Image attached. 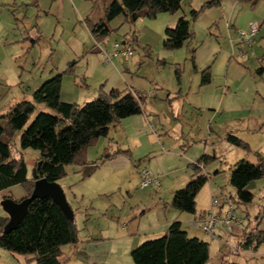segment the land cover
<instances>
[{
    "label": "rangeland",
    "instance_id": "374dc122",
    "mask_svg": "<svg viewBox=\"0 0 264 264\" xmlns=\"http://www.w3.org/2000/svg\"><path fill=\"white\" fill-rule=\"evenodd\" d=\"M206 1L186 0L178 12L168 13L175 14V18L190 19L194 34L188 41L184 60L177 63L176 57L182 54L179 49H164V32L150 24L154 18H142L131 24L122 14L109 23L112 33L102 41L97 40L84 19L90 15L95 19L102 17L105 0H0V8L5 9L0 23V115H6L17 102H33V95L41 86L37 88L32 78L48 61L65 70L76 60L74 71L63 76V101L82 105L95 99L103 84L107 92L113 87L135 88L145 96L143 108L147 117L151 120L156 114L160 117L159 128L164 126L168 133L164 150L157 143L151 157L141 159L144 168L155 173L161 183V191L157 186L147 188L153 192L154 199L167 197L171 204V184L175 183V189L184 188L194 175L190 164L208 154L216 159L203 170L209 180L197 196V208L206 210L213 197L225 202L232 195L236 215L245 218V222L249 219L255 225L262 223L264 229V177L248 185L255 194L248 204L238 201L236 189L230 183L240 160L258 162L259 153L264 157V94H257V91L264 92V70H261L264 68V1L252 7L240 0H219L221 5L206 9L193 20L191 11L200 9ZM236 3L242 9L235 11ZM233 12H236L235 27L230 22ZM252 13L261 15L262 19L251 22L262 25L257 43L250 47L239 39L238 31L247 28H241L238 22L244 24ZM3 30L9 32L5 37ZM126 40L134 49L126 61L116 59L106 64L100 51L92 52L95 45L99 50L113 51L115 42ZM193 50L200 69L212 66L214 84L200 86L201 73L193 68ZM229 54L232 58L229 78L236 80L232 86L223 77L227 73L224 65ZM30 87L35 88L30 90ZM41 111L55 114L45 104H38L31 119ZM143 120L146 122L144 116ZM229 134L241 138L249 148L229 142ZM21 135L20 131L14 137L12 153L17 157L18 150L24 152L26 161H30L28 175L31 177L40 153L34 149L22 150ZM120 136L124 137L122 133ZM105 140L102 137L87 147L85 158L97 160L105 147L108 153L109 143ZM77 166H68L67 175L58 181L63 189L76 175ZM3 196L0 193V215L6 216L1 204ZM99 223L97 219L95 224ZM240 230L236 228L229 235L217 226L215 232L221 236L220 240L202 235L210 243L211 258L207 264H264V243L258 250L239 249L235 234ZM21 256L0 248V264H26Z\"/></svg>",
    "mask_w": 264,
    "mask_h": 264
},
{
    "label": "trees",
    "instance_id": "16d2710c",
    "mask_svg": "<svg viewBox=\"0 0 264 264\" xmlns=\"http://www.w3.org/2000/svg\"><path fill=\"white\" fill-rule=\"evenodd\" d=\"M184 1L186 0H107L103 7V18L99 22L89 20L90 30L97 40L102 41L112 33L109 23L122 14L127 22L134 24L142 18H156L160 13H176ZM240 1L256 7L264 0ZM219 5V0L206 1L200 9L191 11L192 19L196 20L206 9ZM193 35L190 19L183 16L174 28L166 30L163 47L167 51L178 50L192 40ZM194 54L195 50L192 62L193 68L197 70ZM76 64V60L71 61L65 71L45 81L35 91L33 102H18L6 115H0V192L14 185H22L26 191L25 197L21 199L23 200L31 195L36 180L47 178L51 182H58L67 175L68 166L88 165L85 149L94 141L106 137L110 126L143 112L145 96L141 91L113 88L107 92L104 84L98 96L83 105L63 101V76L65 73H72ZM177 72L180 75V69ZM211 82L210 65L202 71L201 86ZM38 104H45L55 114L41 111L31 119ZM20 131L21 149H34L40 153L31 177L28 175L24 152L18 150L17 157L12 153V141ZM227 138L234 145L249 148L238 136L229 134ZM258 156L256 163L240 160L231 174L230 183L236 189L239 202L251 203L254 194L247 190V186L251 181L264 177V157L260 153ZM214 159L215 156L204 154L190 164L194 175L184 188L175 192L172 207L180 212H196L197 196L209 180V175L203 173V170ZM96 167L98 164L95 162V166L85 169L83 177L88 176ZM231 197L234 200L232 195ZM8 221V215H0V248L31 256L37 264H62V247L79 241L75 222L69 220L50 198L35 199L17 228L5 233ZM259 225L260 223L258 227L250 228L248 224L243 228L242 234L238 236L239 249L258 250L264 243V230ZM210 258V243L190 236L178 219L169 225L164 235L144 241L132 252L134 264H207Z\"/></svg>",
    "mask_w": 264,
    "mask_h": 264
},
{
    "label": "crops",
    "instance_id": "0c3cea01",
    "mask_svg": "<svg viewBox=\"0 0 264 264\" xmlns=\"http://www.w3.org/2000/svg\"><path fill=\"white\" fill-rule=\"evenodd\" d=\"M106 1L107 0H105V3ZM234 8L236 11L240 8L242 9V6L240 3H236ZM4 13L5 9L0 8V23L1 20H3ZM252 14L253 16L251 19L244 24L238 22V26L241 28H248L252 20L262 19L261 15L257 13ZM174 15L169 16L168 13L158 14L156 18H154L155 21L150 22V24L157 30L163 31L165 34L166 30L168 28H174L181 18H175ZM235 16L236 12L230 15V22H233L234 25L232 26L234 27L236 26L234 23ZM102 18L103 16L95 19L90 15L84 20L89 26V20L92 22H99ZM173 24H175V26ZM8 33V30H3L2 36L5 37L4 35H8ZM96 46L97 45L93 47L92 52L98 54L100 50L98 47L95 48ZM187 47L188 41L178 50L182 56L176 57L177 63L184 60L183 58L186 56ZM116 59H121L122 61L127 60L121 57L115 58L114 60ZM231 63L232 58H230L229 54L227 55L224 65L227 73L223 77H225L226 82L232 86V84L236 83V80L229 78ZM205 68L200 69L197 65V70H194L202 75V71ZM65 70H59L52 62L48 61L42 70L34 75L32 79L34 83L38 84L36 86L39 88L45 81L51 79L52 76L54 77L56 74ZM261 70H264V68H261ZM211 84H214L213 77L212 82L206 86H201L200 81L201 87H207ZM229 85L227 86L228 89L231 87H229ZM32 88L35 87H30V90ZM131 89L137 90L135 88ZM257 92V94L261 96L264 94V92ZM62 97L63 89L61 92V99ZM86 102L88 101H85V103ZM221 103L224 105L225 98ZM222 105L220 107H222ZM144 112L143 108L141 114L122 119L119 123L110 126L108 135L105 137V139H107L105 141L109 143L108 153L106 147H102L101 149L104 148V151L97 160L91 161L86 158L88 165H78L76 168V175L66 183L67 185H65L64 190L65 193L67 190V199L74 209V222L78 229L79 241L78 243L62 247V256L60 257L62 264H134L132 252L144 241L164 235L169 225L176 219L182 222L183 228L190 236L204 239L202 237L204 232L199 226L194 225L193 222L196 220L198 212L206 211L209 207L206 210H199L196 206L195 213L180 212L172 207L167 201V197L165 199L163 196H158L159 199L158 197L154 199L153 192L147 191L149 187H140L141 170L145 167L141 159L146 156L151 157L152 153L155 152L153 146L157 143H161V149L164 150V142L168 136L164 126L159 128L162 124L158 114L151 120ZM143 116L146 122H144ZM160 130L163 133H158ZM118 132L122 133L124 137H121ZM125 151H129V153H124ZM100 152L101 150L99 149L98 153ZM29 162L30 161H27V165H29ZM95 162L98 164V167L94 168L88 176L83 177L85 169L90 166H95ZM153 174L155 175V173ZM174 185L175 183H172L170 186L172 188L170 192L173 194V197L175 192L179 189H175ZM161 190L162 187L160 191ZM247 190H249L248 186ZM0 193L4 195L2 200L5 196H8L19 201L26 195V191L22 185L11 186ZM171 194L170 196H172ZM246 217L248 218V214ZM97 219L100 221L98 225L95 224ZM103 220H107V224L104 223ZM248 220L249 219L246 220L247 224L245 222V226L249 224L250 228L258 227V225ZM261 226L262 223L259 225L260 229H262ZM242 230L243 228L240 230V233L235 234L237 239H239L238 236L242 234ZM21 257H24L23 259L26 264L36 263L31 259V256L22 255Z\"/></svg>",
    "mask_w": 264,
    "mask_h": 264
},
{
    "label": "built area",
    "instance_id": "2783aa9c",
    "mask_svg": "<svg viewBox=\"0 0 264 264\" xmlns=\"http://www.w3.org/2000/svg\"><path fill=\"white\" fill-rule=\"evenodd\" d=\"M260 28L261 24L259 22H251L246 30L238 31L240 41L250 47L253 46ZM100 52L102 61L108 64L118 57L130 58L134 53V49L127 41L122 43L117 41L114 43L113 51L108 52L100 49ZM150 186L161 187L160 180L150 169L143 168L141 170L140 187L147 188ZM193 224L199 226L211 240H220L221 236L215 232L217 226L226 234L232 235L236 228H244L245 218L236 215L233 199L230 195L227 196L225 202H221L218 197H213L209 209L198 212Z\"/></svg>",
    "mask_w": 264,
    "mask_h": 264
},
{
    "label": "water",
    "instance_id": "95a60500",
    "mask_svg": "<svg viewBox=\"0 0 264 264\" xmlns=\"http://www.w3.org/2000/svg\"><path fill=\"white\" fill-rule=\"evenodd\" d=\"M40 165L41 162H39L38 168H40ZM38 198L52 199L60 207L65 216L69 220L74 221V209L70 205L63 187L59 182H51L47 178H41L36 180L34 189L29 197L21 201L10 197L2 200L1 204L9 217V221L4 228L5 233H9L17 228L19 223L28 214L30 204Z\"/></svg>",
    "mask_w": 264,
    "mask_h": 264
}]
</instances>
